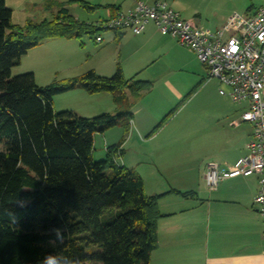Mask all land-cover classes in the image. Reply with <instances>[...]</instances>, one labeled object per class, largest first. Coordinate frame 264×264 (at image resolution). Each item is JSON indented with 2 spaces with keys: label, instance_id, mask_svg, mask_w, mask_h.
Returning <instances> with one entry per match:
<instances>
[{
  "label": "trees",
  "instance_id": "obj_1",
  "mask_svg": "<svg viewBox=\"0 0 264 264\" xmlns=\"http://www.w3.org/2000/svg\"><path fill=\"white\" fill-rule=\"evenodd\" d=\"M70 3L89 12L116 10ZM58 5L52 20L19 26L0 0V264H43L50 254L64 257L59 264H150L163 217L158 203L167 193L147 196L142 177L117 163L124 141L107 147L100 161L93 151L98 132L120 126L128 134L134 102L151 82L126 79L120 67L110 77L90 70L46 86H38L32 72L11 76L21 58L47 39L81 40L105 30ZM74 89L112 93L116 113L83 117L56 111L53 98ZM54 229L61 230L62 243Z\"/></svg>",
  "mask_w": 264,
  "mask_h": 264
},
{
  "label": "crops",
  "instance_id": "obj_2",
  "mask_svg": "<svg viewBox=\"0 0 264 264\" xmlns=\"http://www.w3.org/2000/svg\"><path fill=\"white\" fill-rule=\"evenodd\" d=\"M83 1L92 6H114L116 9L114 12L109 7L101 8L105 14L85 21L89 23L99 24L114 13L132 10L137 2L151 4L155 1H163L180 12L183 18L215 30L226 22L232 12L236 11V5H230L236 4L237 0ZM54 2L56 3H53V6L57 11L51 13L58 12V4H64L70 12L66 7L70 0H54ZM228 2L231 4L226 7ZM70 4L75 5V3ZM254 9H256L254 0H247L245 12L242 14H252L256 11ZM96 11H87V13L89 17H95ZM102 32H104L103 36ZM102 32L98 34L102 37V41L99 42L102 63L86 72L94 70L100 76L110 77L120 67L126 79L136 78L151 82L150 89L136 99L131 109L133 118L128 141L122 148L124 154L122 161H119L122 155L116 157L118 164L142 177L147 196L167 193L158 203L163 217L158 221V247L151 254L150 264H264V219L254 206V198L259 189L258 177L254 175L227 179L222 181L215 191H208L204 184V174L209 163L215 162L220 168L229 169L247 153L252 127L250 126L245 136L244 125L250 124L241 121V115L247 109V104H237L220 95L221 85L215 79H207V68L200 63L196 55L174 38L160 34L152 24H149L140 35H134L130 31ZM75 40L78 39H47L39 46L30 49L21 58L20 66H14L12 69L15 67L22 69L18 75L31 71L36 77V68H34L36 66L23 68V59L37 56L38 49H47L45 48L47 46L59 45L69 49L68 46L73 44L71 41ZM43 51L45 50H41V54ZM58 54L63 56V61L55 67L48 66L45 71L51 74L54 80L71 78L73 72L78 71L80 66L68 59L67 50L58 51ZM182 74L190 77L195 84L199 81L200 93L203 92V97L210 101L204 102L203 108L207 112H212L215 118L210 122L209 127L205 125L207 130L204 133L210 132L211 135L203 136L201 160L204 166L195 176L193 169L185 171L183 168H178L179 155L184 156L178 151V138L170 134L159 138L164 130L149 137L151 132L149 128L154 119L146 116V113L141 118L138 116L149 106L142 103L152 95L151 89L155 80L161 84V94L165 101L177 99L184 94L185 89H180L176 82ZM125 93L129 95L127 91ZM64 95H66L63 100L66 102V107L63 109L73 111L80 116H83L80 110L67 102L70 97L80 98V102L87 105L86 107L91 106V110L102 109L100 112H104V108H107L108 111L105 112L112 109L116 112L114 95L109 92L90 95L83 89H74ZM57 97L59 96L53 98L55 108ZM122 130L121 127V130L108 138L105 135L106 149L117 144V137ZM194 139L190 136L187 141V151H190L187 153L188 156L196 153V149L199 148L197 142L193 147ZM133 149L134 152L137 150V154L127 156ZM172 190L183 193L193 192L194 196L186 198L168 193Z\"/></svg>",
  "mask_w": 264,
  "mask_h": 264
},
{
  "label": "built area",
  "instance_id": "obj_3",
  "mask_svg": "<svg viewBox=\"0 0 264 264\" xmlns=\"http://www.w3.org/2000/svg\"><path fill=\"white\" fill-rule=\"evenodd\" d=\"M149 24L192 51L207 68V79L221 85L220 95L247 104L241 115V121L252 126L247 153L229 169L209 163L204 184L208 191H215L224 180L256 175L259 189L254 206L264 219V9L252 14L234 11L212 30L183 18L166 2H137L132 10L114 13L100 26L140 35ZM95 40L99 43L102 37Z\"/></svg>",
  "mask_w": 264,
  "mask_h": 264
},
{
  "label": "rangeland",
  "instance_id": "obj_4",
  "mask_svg": "<svg viewBox=\"0 0 264 264\" xmlns=\"http://www.w3.org/2000/svg\"><path fill=\"white\" fill-rule=\"evenodd\" d=\"M59 1V0H58ZM247 0H237L234 4L231 2H228L226 4V7L235 6L236 5V11L244 13L245 11V3ZM249 1V0H248ZM6 6L12 9V22L13 24L24 26L28 20L41 22L43 20H52L55 13H51L57 9L54 6H48L49 3H56L54 0H5ZM255 7L257 9L262 8L264 9V0H254ZM66 7L70 9V12L73 16L79 18L81 21H87V19H93L100 15H104L105 11L98 9L95 13V17H89L90 15L87 13L86 9L82 7L80 4L75 3V5L67 3ZM104 32L101 33L103 36ZM95 36L85 34L82 36L81 40H75L71 41L73 42L72 45H69V49H66L63 46L54 45L50 47H45L47 49H38L39 53L37 56L31 57V59H23V68L25 66L27 67H34L36 68V77L35 82L40 86H46L49 85L54 78L51 74H48L45 71V68H48V66H54L58 65L61 61H63V56L58 54V51L61 50H67V56L68 59H70L73 62H76L80 69L76 72H73V76H79L83 73H85L87 70L92 69L91 67L95 65H100L102 63V53L99 51V48L101 47L100 43L96 42ZM83 45H81V43ZM46 46V45H45ZM43 48V47H42ZM41 50H45L41 54ZM38 52V51H36ZM30 58V57H29ZM20 66V65H19ZM18 67H15V69L12 70L11 76L14 77L18 75L19 71L22 69H17ZM28 72V71H26ZM31 72V71H30ZM21 73V72H20ZM25 73V72H22ZM80 73V74H79ZM35 75V74H34ZM158 80H155L152 87V95L145 99V101L142 104H149V106L142 110L138 116H143L146 113V116L149 118H153L154 120L151 121V126L149 132L153 131L160 122L164 121L162 126L157 130V132L154 133L156 135L161 130H164L160 137H163L165 134L173 135L174 137L178 138L179 146L178 151H180L184 156L179 155L178 159V168H183L185 171L188 169H193L194 176L196 175L199 170H202V167L204 166L201 157L203 153V136L204 134H207L210 136V132L204 133L210 122L214 121V116L212 112H207L204 110V102H210L208 99H205L203 97V92L200 93V84L199 81L195 84L190 77L186 75H179V78H177L178 87L180 89H185L184 94H182L177 99H169V101H165V98L161 94V87L160 83L157 82ZM174 81V80H172ZM73 91V90H71ZM70 92V91H68ZM87 93V92H86ZM89 94V93H88ZM91 95V94H90ZM57 97V103L56 108L53 105L54 109L56 111L64 110L63 107H66L64 93L56 95ZM55 96V97H56ZM62 96V97H61ZM69 102L70 104L77 107L83 117H92L95 115H99L101 113H111L115 114V109H112V111L105 112L107 108H104V112H100L101 110H91V106L86 107L87 105H84L82 102H80V98L78 97H70ZM138 102V101H137ZM92 104V102H91ZM103 105V104H102ZM105 107V105H103ZM108 111V110H106ZM98 113V114H96ZM166 119V120H164ZM133 123V122H132ZM249 125V124H248ZM250 126H245V133L244 135L247 136L248 130H250ZM252 127V126H251ZM123 129V128H122ZM118 130H121V127L115 126L113 128H110L106 130L103 133H96L94 135V151H93V158L96 161H100L105 159L106 157V148H105V141L106 136L107 138L109 136H112L115 134V132H118ZM150 132V133H151ZM130 135V133H129ZM128 134H125L124 130L119 133V136L117 137V144L124 141V144L122 148H124V145L127 143ZM190 136L194 137L193 140V147L195 142H197V146L199 147L196 149V153H193L192 155H187L190 151H187L188 143ZM159 138L157 140H159ZM111 139V138H109ZM182 144L180 145V143ZM155 143V142H154ZM152 143L153 146L155 144ZM177 147V146H176ZM134 149L131 150L129 153V157L136 155L137 150ZM133 153V154H132ZM118 156V155H117ZM124 154L122 153V157L119 158V161L121 162L123 159ZM190 173V172H189ZM193 176V177H194Z\"/></svg>",
  "mask_w": 264,
  "mask_h": 264
},
{
  "label": "clouds",
  "instance_id": "obj_5",
  "mask_svg": "<svg viewBox=\"0 0 264 264\" xmlns=\"http://www.w3.org/2000/svg\"><path fill=\"white\" fill-rule=\"evenodd\" d=\"M11 217V220L14 222L16 217L14 214L10 213L9 214ZM56 234H57V238L60 240V242H63V235H61V230L60 229H54L53 230ZM64 258L63 256H59V255H47L43 261V264H59L60 259ZM75 264H80V261L77 260L75 262Z\"/></svg>",
  "mask_w": 264,
  "mask_h": 264
}]
</instances>
